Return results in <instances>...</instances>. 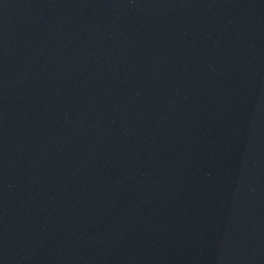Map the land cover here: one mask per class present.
<instances>
[{
    "label": "water",
    "instance_id": "1",
    "mask_svg": "<svg viewBox=\"0 0 264 264\" xmlns=\"http://www.w3.org/2000/svg\"><path fill=\"white\" fill-rule=\"evenodd\" d=\"M0 264H264V0H0Z\"/></svg>",
    "mask_w": 264,
    "mask_h": 264
}]
</instances>
